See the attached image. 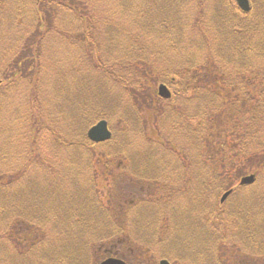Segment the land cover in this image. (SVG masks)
Wrapping results in <instances>:
<instances>
[{
  "label": "rangeland",
  "instance_id": "obj_1",
  "mask_svg": "<svg viewBox=\"0 0 264 264\" xmlns=\"http://www.w3.org/2000/svg\"><path fill=\"white\" fill-rule=\"evenodd\" d=\"M183 17L189 20L177 34L170 21L182 25ZM234 22L223 0H0V264H45L32 248H48L59 236L53 244L62 252L77 220L85 264L100 263L111 249L128 264H159L164 253L174 264H264V167L248 156L231 174L199 155L200 139L211 156L214 142L225 141L226 128L236 124L245 129L250 122L259 138L264 134L257 129L264 104H244L245 64L231 62L237 69L229 73L238 72L243 85L239 92L224 84L232 75L215 67L206 72L217 82L222 107L207 137L217 101L174 93L167 100L157 93L167 71L205 77L204 59L194 46L186 48V37L206 30L212 47L216 37L232 44ZM161 29L167 32L156 35ZM94 83L101 89H84ZM261 87L250 89V98L259 101ZM95 96L106 105L93 109L106 112L98 121L108 122L112 139L91 148L78 133ZM194 115L200 128L188 120ZM181 129L196 139L182 137ZM134 154L143 171L132 170ZM252 175L255 185L221 202L227 187ZM95 203L115 212L120 234L108 236L105 217L91 222L88 209ZM246 235L257 243L246 242ZM200 236L210 238L206 247Z\"/></svg>",
  "mask_w": 264,
  "mask_h": 264
},
{
  "label": "trees",
  "instance_id": "obj_2",
  "mask_svg": "<svg viewBox=\"0 0 264 264\" xmlns=\"http://www.w3.org/2000/svg\"><path fill=\"white\" fill-rule=\"evenodd\" d=\"M223 1H224V5L226 7H228L232 11V13L234 14V16H235V22L234 23L238 24V25L234 26L231 30V36H233V43L232 44H225L223 39L218 38L215 35L217 40L215 41L212 38V43H213V47H212L210 45V39H208V35L206 33H203V32H206V30H204V31L198 30L197 33L192 38H187V37H186V39L184 38L185 39L184 42L187 43V45H186L187 49L191 50V47L194 46L195 50H197V52L201 53L199 58H201V60L204 59L203 60L204 64L202 63L203 65L201 64L200 67H201L202 71H205V73L202 75L205 77H201V76L196 77L195 76L198 80H196L195 78H193L191 80V79H189L188 74L185 75V78H184L181 76L180 72H177V71L170 72L171 73V77H170L169 76L170 73L167 71V72H165L166 77H164L162 79V82H163L162 84L165 85L166 87H168L169 89L171 88V91H173V93L176 95L182 96V95L187 94L189 96L187 98L191 97V98H193V100H198V101L205 100L206 102H210V103H213V100H214V101L218 102V104L216 102L217 105H214L215 110H213V112H211V118L213 119L214 126L211 125V127L209 129L206 128L205 137H207V135L209 134L210 131L216 130V123L214 120L215 119L214 116L216 113H218L220 111V108H222L221 107V98L217 95V93H218L217 89H216L217 82L214 79H211L212 81L211 80L209 81L210 78L206 77V72L209 71L210 67H213V68L215 67V70H217V72H219V71L222 73L225 72L224 76L226 78H228V76L232 75L230 78H228V82L226 80L224 82V84L226 86L232 84V86L233 87L235 86V89H237V91L239 92L241 90V88L243 87V85H242V83H239L236 80L238 78V76H236V75H238V72L229 73V72H231V68H236V67H232L233 64L231 62L242 63L241 66H243L245 64L244 69H242V73H241V74L245 75L243 82L245 84L244 99L246 101L244 102V104L246 105L247 103L252 102V100H253V102H258L259 104H264V90H263V93L261 94V96L259 98V101L255 100L253 98H250V96H249L251 94L250 89H260L261 86H262L261 89H264V29H259L261 26H264V6H263L264 0H259V1L250 0L251 6H250L249 12H247V13H243V12L239 11L233 0H223ZM48 3L51 5L55 4V3L49 2V1H48ZM261 5H262V8H261ZM56 6H58V4H56ZM62 7L65 10L67 9L64 6H62ZM138 12L140 13L139 9H138ZM142 13L143 14L147 13V11L145 9H143ZM185 18L182 19V25H173V23L170 21V25L176 29L177 34H178V32H180V33L182 32L181 27L185 26V23H186L185 21L189 20V18L188 19H185ZM163 23L165 24V23H167V21H162L160 23L163 30H164L165 25ZM253 26H255L256 29L253 28ZM195 29L196 28L193 29V32L195 31ZM163 30L161 29V31H157L156 35H158V34L163 35L164 33L167 32V30L165 32ZM191 30H192V28H191ZM84 34H85V31H84L83 35ZM188 36H190V34ZM38 37H39V35H37L36 39ZM85 37H86V35H85ZM199 37H201V38L199 39ZM178 38L179 37H177L176 39H178ZM86 39L87 38H85V40ZM207 39L209 40V42L207 41ZM36 42H38V41L36 40L34 43H36ZM37 44H39V43H37ZM179 44H181V42H179ZM176 45H178V42H174L173 44L170 45V47L176 46ZM170 47H169V49H170ZM85 49L88 50L87 48H85ZM204 51H205V53H204ZM36 52L38 53V49L36 50ZM89 52H91L93 54L94 49H91V51H89ZM195 54H197V53H195ZM236 57H238V59ZM223 66H224V69L226 67H229V68L227 70H224L222 68ZM227 74H229V75H227ZM210 75H211V72H210ZM202 78L207 79V80H202ZM203 81H205V83H206L205 85H204ZM194 83H197L199 86H194ZM239 84H240V88H239ZM208 87H210V89H207ZM84 89H101V88L98 84L94 83V84H92V87L91 86H90V88L85 87ZM212 90H214V91L212 92ZM212 95H213V97H212ZM172 98H170V100ZM94 104L97 105L98 107L103 105V109L105 110L106 105H104L102 103V101L95 96V103H93L90 107H88L90 109V115H89V111H88L87 115H89V116H87V119L80 126L83 129L82 135H80L78 133V136L83 138V140H84L83 143L85 141H87L88 146H90L91 148H96L97 146L100 147L101 145L93 144V143L89 142V140L87 139V136H86V132L91 126H93L96 123V121H98L99 119L105 118V116H106V112L105 111L102 112V110L97 108L96 106H95V109H93ZM88 108H84V112ZM196 108H193V109H196ZM201 109H202V107H198L199 111ZM193 112H194V110H193ZM200 114H198V115H200ZM254 114L257 115L256 112ZM198 115L197 116L194 115V117L188 118V120L191 121V123H192V127L196 124L198 127H199V125H201V119H200V117H198ZM134 117H135V119H134L135 125H137L136 122L137 121L139 122L138 117H136L135 115H134ZM106 118H108V117L106 116ZM216 118H218V117H216ZM130 119H131V123H132V118L130 117ZM28 120L29 121L31 120V116H29ZM244 126L245 127H243V128H245V129H242V126H240V124H236V125H233V127L226 128V130H225V136H226L225 141H223V142L222 141H215L214 142L215 147H214V151H211V156L206 155V152L203 150L204 147H201V144L203 141H202V139H200V142H198L200 144L199 149H201V151L203 152V153L199 152L200 158H202L207 164H209L210 168H212V167L215 168L217 166V164L223 165L222 166L223 168L228 167L231 174H233V172L235 171L234 169L239 164L238 162L243 158H245V159H246V157L248 158V156L250 157V158H248L249 162H252V163L257 162L259 165L258 167H264V134L259 138V134H261V133L254 132L256 126H254V128H252V125L250 122L245 123ZM138 129L141 130V125H140V127H138ZM257 129L259 130V132L264 131V119L260 120V126H258ZM70 133L73 134L74 132L70 131ZM179 133H181L182 137H184V138H187L189 136L190 139H196V138L192 137L190 134H188L185 131V129H181V131H179ZM130 136H132L131 131H130ZM254 136H255V138H254ZM134 139H136V138H134ZM228 141H229V146L226 143ZM152 142H153V149H157L160 146L157 141L152 140ZM233 142L234 143L238 142V143L234 144ZM231 143L234 144L233 145L234 149L231 147ZM245 145L248 147L253 146V148L251 150L249 149L250 151L249 150H243ZM138 154L141 155V153H138ZM178 154L182 155L181 153H178ZM131 155H133V154H131ZM134 155H135V156H133L134 160L132 161L130 159L131 167L133 166L132 170H136V171L142 170L143 171L142 161H140V160H142L141 156L136 155V154H134ZM138 157L140 160L138 159ZM208 158H210V161L208 160ZM211 159H214V160H211ZM204 161L200 160V163H205ZM212 163L214 164L213 166H211ZM152 164H154V163L152 162ZM144 173H146V172H143L142 174H144ZM144 175H150L151 176L152 172H151V174H144ZM148 180L151 181V178ZM209 184H211V183H209ZM234 186L235 185L229 186L227 188L231 189ZM239 188H241V187H237V189H239ZM91 206H92V208H90L91 210L88 209V216L89 215L92 216L93 220L92 221L90 220V221L91 222L96 221V224H97L96 218H100V217L107 218L106 220L103 221V222H109V224L111 225L109 228H107V231H108L107 234L110 237H112L114 235L116 236L117 232H119V231H117L115 229L116 224H115V226L113 224V222L116 221L115 220V218H116L115 212H113L112 210H109L108 206L106 207V206L101 205V204L98 205L97 203H95ZM0 209H1V205H0ZM106 213H109V216H105ZM42 222L44 223V221H42ZM80 225L81 224H80L79 220H77L74 223V227H76L77 230L80 228ZM89 225H88V223H84V226H86V227H90ZM77 230H69V232L66 233V234H68V237H67L68 245L66 246V248L63 249L62 252H61V250L57 251L55 244H53V241L54 240L56 241V239L59 236L58 237L55 236V238L50 243H48V244H50V246L48 248H40V246H38V247L35 246L32 249L37 252V254L40 256V261H42V262L44 261L45 264H85L84 262L87 260L88 254H84V252H81V250H77V248L79 246L78 242L81 243L80 238H78V234H76ZM95 230H96V227L94 226L93 231H95ZM121 232H123V231H121ZM119 234H120V232H119ZM7 235H9V234H7ZM7 235H5V236H7ZM63 236H64V234H62V238H63ZM108 236H106V237H108ZM40 237L41 236H36V238H38V239H40ZM185 237H187V234H185ZM200 237H199L200 244L203 247H206V244L210 240V238H206V237H202V236H200ZM10 239L11 238H8V240H10ZM248 240H250V239H248ZM63 245H64V242H63ZM110 255H112V254L108 253L106 257H108ZM163 258L167 259L171 264H174L175 260H176L171 255H168V253H166V254L164 253ZM1 259H2V257L0 256V260ZM4 263H7V261L5 260ZM95 264H97V262H95Z\"/></svg>",
  "mask_w": 264,
  "mask_h": 264
},
{
  "label": "water",
  "instance_id": "obj_3",
  "mask_svg": "<svg viewBox=\"0 0 264 264\" xmlns=\"http://www.w3.org/2000/svg\"><path fill=\"white\" fill-rule=\"evenodd\" d=\"M238 8L243 12H248L250 9L248 0H235ZM158 93L163 98L169 97V92L164 85H160L158 88ZM88 139L93 143H101L106 142L111 139V132L108 129V124L105 120L98 121L94 126H92L87 131ZM254 178L252 176L246 177L242 179V184H250L252 183ZM229 193H226L222 200H224ZM100 264H125L122 260L116 258H108L101 262ZM159 264H169L166 260H162Z\"/></svg>",
  "mask_w": 264,
  "mask_h": 264
}]
</instances>
